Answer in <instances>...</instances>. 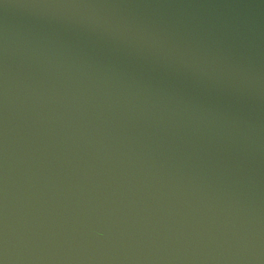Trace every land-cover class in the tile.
Wrapping results in <instances>:
<instances>
[{
  "label": "water",
  "instance_id": "obj_1",
  "mask_svg": "<svg viewBox=\"0 0 264 264\" xmlns=\"http://www.w3.org/2000/svg\"><path fill=\"white\" fill-rule=\"evenodd\" d=\"M0 264H264V0H0Z\"/></svg>",
  "mask_w": 264,
  "mask_h": 264
}]
</instances>
